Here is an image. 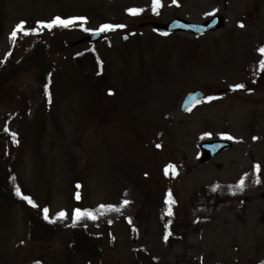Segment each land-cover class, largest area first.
Wrapping results in <instances>:
<instances>
[{"label": "rangeland", "instance_id": "374dc122", "mask_svg": "<svg viewBox=\"0 0 264 264\" xmlns=\"http://www.w3.org/2000/svg\"><path fill=\"white\" fill-rule=\"evenodd\" d=\"M161 1L154 10L153 0H0V66L57 29L75 44L104 24L124 26L103 32L107 38L96 45H74L58 60L47 97L34 72L24 75L14 103L0 105V129L23 139L19 174L38 204L67 214L65 227L77 208L104 213L101 224L80 223L102 233L104 262L136 264L132 251L144 246L160 264H264V0ZM57 16L86 23L40 28ZM214 16L224 28L201 37L163 36L150 24H201ZM22 21L35 31L13 40ZM87 51L102 59L99 78L83 75L70 59ZM198 89L205 101L183 114L185 96ZM220 140L232 146L202 162V145ZM171 163L177 176L167 185ZM217 184L221 202L208 209L193 202L202 188ZM167 188L178 194L181 219L204 221L170 245L160 217ZM66 235L32 244L23 207L0 206V264H85L70 252Z\"/></svg>", "mask_w": 264, "mask_h": 264}, {"label": "trees", "instance_id": "16d2710c", "mask_svg": "<svg viewBox=\"0 0 264 264\" xmlns=\"http://www.w3.org/2000/svg\"><path fill=\"white\" fill-rule=\"evenodd\" d=\"M50 38V37H49ZM46 36H38L33 43L27 47L20 55H9L0 66V105L13 104L14 99L20 94V83L24 75L35 73L36 81L42 91L47 96L52 84V79L59 66L58 60L67 57L71 52L74 44H72L66 35L61 33L59 29L55 30L53 38L49 39ZM69 57V56H68ZM73 65L80 73L87 76L93 74L99 78L104 73V65L101 57L95 51L81 52L70 57ZM264 62L262 57L259 68ZM23 139L20 136L14 135L6 128L0 129V206L4 203L12 205H21L24 209L25 218L28 224V238L32 244H48L59 240L61 235L66 231L68 237V248L73 255L82 257L85 264H111L103 260L101 251L102 233L94 232L85 224L80 226V223H85L87 220L101 224L104 213L98 210L81 209L92 211L96 214V218H81L75 220L73 225L65 227L67 223L66 216L59 218L58 214H51L49 206L42 207L38 204L36 198L32 194L29 187L24 183L20 174L19 167L22 164V149L21 144ZM253 173L259 176L255 166ZM167 185H170L177 176V169L173 163L169 164L165 169ZM254 183H257V178ZM221 185H213L211 187L202 188L194 195L193 202L199 204L202 209L211 208L217 202H221V195L215 191ZM234 186H231L232 188ZM17 188L21 195H17ZM227 189L229 186H222ZM171 193V199L174 203L169 204L168 194ZM28 197L33 204L28 203V200L22 198ZM169 207L171 215L168 214ZM47 208L50 219L55 220L54 223H49L44 219L43 210ZM180 200L178 194L170 188H167L160 206V217L163 226V239L166 245H170L176 241H184L190 228L200 229L204 221L199 220L194 223H189L187 218L181 219L180 215ZM182 211V210H181ZM130 219L129 234L132 240L137 239V227L132 225ZM103 226V225H100ZM114 241V234L110 231V240ZM132 258L136 264H160L156 257L146 250V247L135 248L132 251ZM29 264H42L39 261H34Z\"/></svg>", "mask_w": 264, "mask_h": 264}, {"label": "water", "instance_id": "95a60500", "mask_svg": "<svg viewBox=\"0 0 264 264\" xmlns=\"http://www.w3.org/2000/svg\"><path fill=\"white\" fill-rule=\"evenodd\" d=\"M144 25H142L143 27ZM153 28L161 33H189L194 35H203L210 32L218 31L224 27V20L220 16L214 17L212 20L207 21L204 24H194L180 19H176L169 24H158L153 23ZM104 39V35L101 32H95L89 37H86L79 41V43H90L96 44ZM205 93L202 90L190 93L184 100L182 105V112L187 113L192 110L195 106L203 102ZM231 147L228 142H212L206 143L202 146L205 154L203 161H209L216 157L221 151ZM264 198V195H263Z\"/></svg>", "mask_w": 264, "mask_h": 264}, {"label": "snow or ice", "instance_id": "6c2138e0", "mask_svg": "<svg viewBox=\"0 0 264 264\" xmlns=\"http://www.w3.org/2000/svg\"><path fill=\"white\" fill-rule=\"evenodd\" d=\"M161 6L162 5H161L160 0H153V9L154 10H158L159 7H161ZM141 11H142L141 9H129V13L132 14V15H137ZM78 22L79 23H86V19L84 17H75V18H70V19H63V18L57 16L54 19H52L50 22H47V23L40 22V28H47L49 30H51L54 27L68 28L70 26H73V25L77 24ZM243 26H244L243 24L240 25V27H243ZM117 27H121L122 28L124 26L123 25L104 24V25H102L100 27L99 31L100 32L111 31V30H113L114 28H117ZM32 31H35V30H32ZM32 31L26 30L25 29V23L22 21L19 25H17L16 29L12 32L11 38L13 40H15L17 38V33L23 32L25 35H28V34H32ZM85 31H87V29H85ZM259 51H260V53L262 55H264V48L259 49ZM261 68H262V70H264V62H262ZM243 87H244V85H242V84L236 86V88H240V89H242ZM14 135L15 134L13 133V136ZM226 138L227 139H232V137H226ZM158 147H159V145H158ZM255 170H256L257 173H259V171H260V165L259 164L255 165ZM257 183H259V178L258 177H257ZM243 186H244V181L241 180L240 184H239V187L243 188ZM16 192H17V195H21L20 190L18 188H17ZM168 197H169L168 203L169 204L174 203V201H172V199H171V193L168 194ZM22 198L28 200V203L32 204L33 207L36 206L35 204H33V202L31 201L30 198H28V197H22ZM79 198H80L79 195H77V199H79ZM125 203H128V201H125ZM101 207H104V206H101ZM48 211L49 210L47 208H45L43 210L44 219L48 220L49 223H54L55 220H52V219L49 218ZM168 214L169 215L172 214L170 207H169ZM66 215L67 214L65 212H60L58 214V217L59 218H64ZM84 217L95 219L96 218V214L94 212H92V211L81 210V209L77 208L75 210V212H74L75 220L78 221V220H80L81 218H84Z\"/></svg>", "mask_w": 264, "mask_h": 264}]
</instances>
